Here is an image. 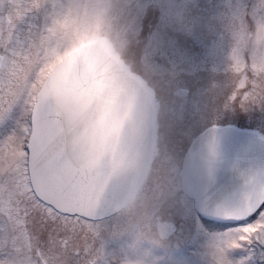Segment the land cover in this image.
<instances>
[{"label": "snow or ice", "instance_id": "snow-or-ice-1", "mask_svg": "<svg viewBox=\"0 0 264 264\" xmlns=\"http://www.w3.org/2000/svg\"><path fill=\"white\" fill-rule=\"evenodd\" d=\"M0 264H264V0H0Z\"/></svg>", "mask_w": 264, "mask_h": 264}]
</instances>
